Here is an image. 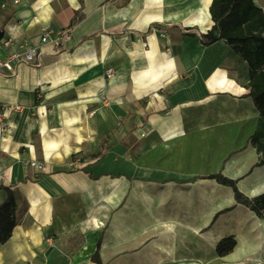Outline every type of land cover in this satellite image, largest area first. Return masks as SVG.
Wrapping results in <instances>:
<instances>
[{
	"label": "crops",
	"instance_id": "0c3cea01",
	"mask_svg": "<svg viewBox=\"0 0 264 264\" xmlns=\"http://www.w3.org/2000/svg\"><path fill=\"white\" fill-rule=\"evenodd\" d=\"M212 2L0 0V58L9 37L39 44L44 30L77 20L62 51L41 45V67L0 75V103L22 108L6 114L0 134V208L8 189L26 208L0 244V264H97L100 242L102 264H210L212 234L215 246L236 238L225 264H264V220L237 205L231 188L205 179L216 174L203 144L211 111L240 106L256 126L259 118L246 63L225 41L201 43L214 25ZM255 2L264 10V0ZM196 132L200 154L189 146ZM249 147L254 162L226 175L253 198L264 193V167L250 173L259 155Z\"/></svg>",
	"mask_w": 264,
	"mask_h": 264
},
{
	"label": "trees",
	"instance_id": "16d2710c",
	"mask_svg": "<svg viewBox=\"0 0 264 264\" xmlns=\"http://www.w3.org/2000/svg\"><path fill=\"white\" fill-rule=\"evenodd\" d=\"M210 14L214 25L201 36L202 45L209 47L219 41H225L248 67L250 92L247 96L252 99L259 112L256 130L248 141L249 146L259 155V161L250 171L252 173L256 168L264 167V10L255 0H213ZM76 23L74 17L66 31H71ZM101 157L100 153L92 156L93 159ZM205 179L214 180L222 186L231 188L237 205L248 208L258 218L264 220V193L253 198L248 197L239 189V180L230 179L222 172L206 176ZM8 198V203L0 208V244H5L11 238L15 227L26 212V208L19 210L17 199L9 189ZM232 209L231 207L217 213L211 225L220 215ZM236 246L234 236L225 237L216 246V256L227 257L234 252ZM100 251L101 242L93 256L94 263L102 264Z\"/></svg>",
	"mask_w": 264,
	"mask_h": 264
},
{
	"label": "rangeland",
	"instance_id": "374dc122",
	"mask_svg": "<svg viewBox=\"0 0 264 264\" xmlns=\"http://www.w3.org/2000/svg\"><path fill=\"white\" fill-rule=\"evenodd\" d=\"M260 1L261 0H257L258 3H260ZM248 77L249 75L247 76L245 75L243 81L246 82ZM211 112L212 113L209 115L211 116V124H210L211 132L208 133L210 134L209 142L204 141L203 143L205 144V147L208 148L207 152L211 151V155H210L211 157L209 159L211 160L210 161L211 169L209 171H212V173L222 172L225 176H227L226 173H228V171H232L238 165L243 164L244 166H248L251 164V162L253 163L255 160L256 153L252 152L249 149L250 147L248 141L251 134L256 130L255 129L256 119L254 115H252L254 112H250L249 109L245 107L243 108L240 106H230V105H227V107L225 108L222 107L217 111H211ZM240 116L243 117L248 116L249 117L248 124L244 120L240 121L239 119H235V118H239ZM224 117L227 118L230 117V119L227 122L230 121L232 122L227 124L224 123L220 125L215 121L218 120L219 118H224ZM192 126H197V125L192 124ZM133 132L134 130L130 132V138L128 139V141L130 143V147L133 152L132 154L134 155L140 142L138 138L133 136ZM200 133L201 132H196L193 135V138L189 142V146H191V149L198 150L199 154H200L199 144L202 141L201 140L202 134L200 135ZM145 135L143 137H145ZM198 136L199 139H197ZM103 149L105 150V147H103ZM196 157H197V153H195V158ZM200 157L199 156L197 157L199 161H200ZM209 171L207 170V172ZM115 172L118 173L117 170ZM224 188L229 190L228 187H224ZM222 195L223 192H221L220 197H222ZM227 200L228 199L226 198L225 202ZM214 241H215V237L214 234H212L211 235L212 251H211L210 264H225L222 260L223 258H219L216 256V251H215L216 246L213 245Z\"/></svg>",
	"mask_w": 264,
	"mask_h": 264
},
{
	"label": "built area",
	"instance_id": "2783aa9c",
	"mask_svg": "<svg viewBox=\"0 0 264 264\" xmlns=\"http://www.w3.org/2000/svg\"><path fill=\"white\" fill-rule=\"evenodd\" d=\"M22 0H12L15 5L21 3ZM70 31H53L51 29L44 30L41 35L40 43L34 44L27 41H16L9 37L3 40V45L7 49L5 57L0 58V75L9 76L15 73L16 69L22 65L31 67H41L44 61V53L41 45L46 43H54L55 48L62 51L63 43L68 39ZM113 75V69L107 70V76ZM21 107L5 105L0 103V134L5 130V118L8 112H20ZM142 137L145 135L142 131ZM30 168L38 172H45L46 165L41 162L31 161L28 163ZM2 171V150L0 149V181L3 178Z\"/></svg>",
	"mask_w": 264,
	"mask_h": 264
},
{
	"label": "water",
	"instance_id": "95a60500",
	"mask_svg": "<svg viewBox=\"0 0 264 264\" xmlns=\"http://www.w3.org/2000/svg\"><path fill=\"white\" fill-rule=\"evenodd\" d=\"M0 38H2V35L0 34Z\"/></svg>",
	"mask_w": 264,
	"mask_h": 264
}]
</instances>
